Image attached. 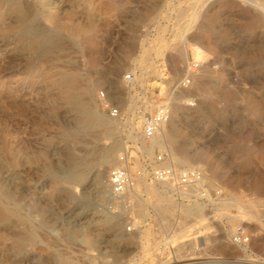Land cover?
Here are the masks:
<instances>
[{
    "label": "rangeland",
    "instance_id": "374dc122",
    "mask_svg": "<svg viewBox=\"0 0 264 264\" xmlns=\"http://www.w3.org/2000/svg\"><path fill=\"white\" fill-rule=\"evenodd\" d=\"M165 99L181 108L170 161L200 168L209 197L142 176L110 202L118 155L134 173L161 150L134 115ZM0 195V264H264V218L246 213L264 209V0H0Z\"/></svg>",
    "mask_w": 264,
    "mask_h": 264
},
{
    "label": "built area",
    "instance_id": "2783aa9c",
    "mask_svg": "<svg viewBox=\"0 0 264 264\" xmlns=\"http://www.w3.org/2000/svg\"><path fill=\"white\" fill-rule=\"evenodd\" d=\"M199 68L198 60H192L188 62L186 69L191 73ZM136 74L134 71H129L125 73L122 77V81L126 84L127 89H133L136 81ZM191 83L190 74H184L175 85V89H185L189 87ZM133 86V88H131ZM100 96L103 98L104 94L101 92ZM148 101L153 104V107H148L152 111H145V102ZM185 106L192 108L195 106V101L193 99H187L183 103ZM104 105L108 110L110 116L116 117L120 114V109L116 106L110 105L107 101H104ZM144 110L138 109V115H136L141 120V126L139 128L140 136L149 141L151 138L156 136L160 131L162 125L168 120L171 111V105L169 99H165L158 102H153L150 100H145L143 102ZM141 157L144 162L143 168L136 170L134 173L130 171V161L132 158L131 151L129 148H125L118 155L117 166H114L108 171L107 178V196L110 202L118 203L120 202L127 192L131 190L135 184L136 179L141 176H145L146 179L153 182H172L174 186L178 189H187L189 187L197 184L202 178V170L198 167L189 168H179L176 167L171 161L168 153L163 150H158L153 154L151 160H146L143 154L140 152ZM205 189V191H204ZM200 189V197L208 198L209 194L204 187ZM207 192V196L204 193ZM128 232L134 230L133 224L126 226ZM235 240L240 242H245L247 238L242 239V228L238 227L234 234Z\"/></svg>",
    "mask_w": 264,
    "mask_h": 264
},
{
    "label": "bare ground",
    "instance_id": "6f19581e",
    "mask_svg": "<svg viewBox=\"0 0 264 264\" xmlns=\"http://www.w3.org/2000/svg\"><path fill=\"white\" fill-rule=\"evenodd\" d=\"M77 29V28H76ZM76 31V30H75ZM78 32V31H77ZM137 79V76L135 77ZM134 85V84H133ZM131 88H133V86H131ZM178 101L175 100L173 102H171V105L175 108V111H174V114L172 116V118L170 119L171 123V128H174L175 127V122L176 120L178 121L177 117L179 115V113L181 112V108L179 107ZM148 107H153V104L146 101L145 102V109L148 108ZM135 118H137L136 115H134ZM99 121V120H98ZM96 122V123H99V122ZM167 122V121H166ZM165 122V123H166ZM106 123V121H105ZM165 123L162 125L160 131L156 134V136H154L153 138H151V145H150V149L154 148V147H159V149L161 150H165V148H168L169 152H170V158L172 159H177L175 158V153L172 151V148L171 146L173 145V142H174V139L171 137L170 133H169V130H167L166 126H165ZM126 124L127 126H129V128H131V130L134 129V127H136V122L134 121V119H128L126 121ZM138 129V134L140 135V131H139V127L137 128ZM129 131V130H128ZM132 132V131H131ZM106 133L110 134L112 133V130H106ZM130 134V133H129ZM130 137L133 138L134 136L130 134ZM140 151V150H139ZM149 153L151 152V150H147ZM141 152V151H140ZM143 154V152H141ZM144 155V154H143ZM184 157V156H183ZM116 158V148L115 146L111 147L110 149H108L101 157V160L100 162L98 163V165L96 166L95 168V171H94V174H93V178H92V184L94 187L96 188H99L100 187V184L102 183V179L104 178V175L106 173V167L108 166V164H110L114 159ZM186 164V163H185ZM190 166V165H189ZM142 177V176H141ZM145 177V176H143ZM146 178V177H145ZM139 179H141L139 177ZM203 178L197 183L195 184L194 186L192 187H189L187 189H179V192L181 193V195L183 196H186L188 195L190 192L192 193L193 191L195 192V194H197L199 197L201 196L200 195V189H204L201 185V182H202ZM142 181V180H140ZM204 181V180H203ZM91 183V182H90ZM160 183L161 185V188L160 190L162 191H165L167 190V188L173 186L174 184L172 182H158ZM91 184V185H92ZM151 184V183H150ZM147 185V184H146ZM138 187L139 185L136 184V185H133V190L134 192H138ZM150 189L151 190H157L158 187L155 186V184H151L150 186ZM178 189V188H177ZM196 189V190H195ZM205 191V189H204ZM1 196V195H0ZM204 196H207V192L204 193ZM159 198V197H158ZM164 200V199H163ZM7 203V202H6ZM5 204V203H4ZM234 204L236 205H239L241 204L240 202L234 200ZM7 205V204H6ZM241 206V205H240ZM264 206V205H263ZM183 210L186 211V212H190L191 210H194L196 209L195 211L198 210V215H200V206L198 204H194V205H191V204H187V205H184L182 206ZM182 210V212L184 213V211ZM243 213V212H242ZM245 213V211H244ZM249 219H252L254 221H258L259 224H262V221H263V218H264V209H260V208H256V209H250L248 211H246ZM4 214V213H3ZM6 214V213H5ZM186 215V214H185ZM16 216V215H15ZM235 216L233 215H230L228 214V218H234ZM239 217V216H238ZM243 217V216H242ZM245 218V217H244ZM239 219V218H238ZM241 219V218H240ZM4 221V219H3ZM2 221V223H3ZM108 222L112 225L113 222L109 219H108ZM115 223V222H114ZM116 224V223H115ZM134 224L136 225V221H134ZM110 226V227H111ZM115 226V225H114ZM143 231V230H142ZM14 234V233H13ZM142 235V234H141ZM139 235V236H141ZM145 235V234H144ZM143 236V235H142ZM141 236V237H142ZM124 237V236H123ZM123 240V239H122ZM61 264H67L66 262H63Z\"/></svg>",
    "mask_w": 264,
    "mask_h": 264
}]
</instances>
